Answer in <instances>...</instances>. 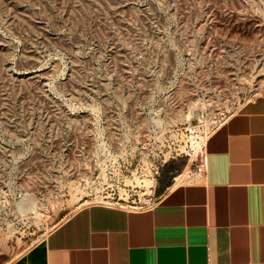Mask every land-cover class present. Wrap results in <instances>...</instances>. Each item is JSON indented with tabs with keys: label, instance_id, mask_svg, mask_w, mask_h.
Wrapping results in <instances>:
<instances>
[{
	"label": "rangeland",
	"instance_id": "rangeland-1",
	"mask_svg": "<svg viewBox=\"0 0 264 264\" xmlns=\"http://www.w3.org/2000/svg\"><path fill=\"white\" fill-rule=\"evenodd\" d=\"M263 66L264 0H0V264L86 204L196 178Z\"/></svg>",
	"mask_w": 264,
	"mask_h": 264
},
{
	"label": "crops",
	"instance_id": "crops-1",
	"mask_svg": "<svg viewBox=\"0 0 264 264\" xmlns=\"http://www.w3.org/2000/svg\"><path fill=\"white\" fill-rule=\"evenodd\" d=\"M212 130L190 182L86 204L9 264H264V93Z\"/></svg>",
	"mask_w": 264,
	"mask_h": 264
},
{
	"label": "bare ground",
	"instance_id": "bare-ground-1",
	"mask_svg": "<svg viewBox=\"0 0 264 264\" xmlns=\"http://www.w3.org/2000/svg\"><path fill=\"white\" fill-rule=\"evenodd\" d=\"M264 67V66H263ZM263 67H260V68H258V70H257V73L259 74V73H261L260 71H262L263 70ZM39 68V67H38ZM41 69V68H40ZM44 70H42V71H40V70H37V69H32V70H29V72H28V77H34V79L35 78H38V79H41V78H43L44 77V75H45V72H43ZM264 73V72H263ZM33 79V80H34ZM260 81V80H259ZM45 83V82H44ZM40 84H42V82L40 83ZM183 177H184V175H182V174H179V175H176L175 176V184L176 183H178L180 180H182L183 179ZM32 200V199H31ZM116 203V202H115ZM118 204V203H117Z\"/></svg>",
	"mask_w": 264,
	"mask_h": 264
},
{
	"label": "built area",
	"instance_id": "built-area-1",
	"mask_svg": "<svg viewBox=\"0 0 264 264\" xmlns=\"http://www.w3.org/2000/svg\"><path fill=\"white\" fill-rule=\"evenodd\" d=\"M207 264H217V263H211V262H210V263H207Z\"/></svg>",
	"mask_w": 264,
	"mask_h": 264
}]
</instances>
